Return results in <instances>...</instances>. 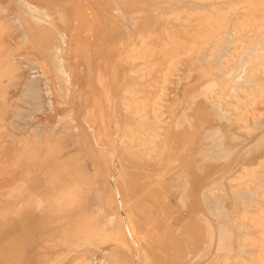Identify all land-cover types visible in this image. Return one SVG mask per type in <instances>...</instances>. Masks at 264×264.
Masks as SVG:
<instances>
[{
  "label": "rangeland",
  "instance_id": "374dc122",
  "mask_svg": "<svg viewBox=\"0 0 264 264\" xmlns=\"http://www.w3.org/2000/svg\"><path fill=\"white\" fill-rule=\"evenodd\" d=\"M83 1L0 0V264H264V0Z\"/></svg>",
  "mask_w": 264,
  "mask_h": 264
},
{
  "label": "crops",
  "instance_id": "0c3cea01",
  "mask_svg": "<svg viewBox=\"0 0 264 264\" xmlns=\"http://www.w3.org/2000/svg\"><path fill=\"white\" fill-rule=\"evenodd\" d=\"M44 6V5H43ZM77 10L82 11L84 14V19L89 22V26L87 30L89 31V34H87V41L86 44L89 52L86 56H79V53H77L76 50H74V46H76V42L78 39L84 37V36H76L75 30H76V23H74L72 20L75 18V13ZM65 14L67 18L71 21L68 22L65 33L67 36V64L70 66L69 69L72 70H86V69H94V68H85L82 67L85 62L88 60L89 53L91 52V48L94 46V37H95V30H96V24L94 21V14L93 10L90 8V5L85 3L83 0H69L68 6L65 9ZM12 37V36H11ZM82 54L84 51L81 52ZM81 54V55H82ZM91 64V63H90Z\"/></svg>",
  "mask_w": 264,
  "mask_h": 264
},
{
  "label": "bare ground",
  "instance_id": "6f19581e",
  "mask_svg": "<svg viewBox=\"0 0 264 264\" xmlns=\"http://www.w3.org/2000/svg\"><path fill=\"white\" fill-rule=\"evenodd\" d=\"M127 2H128V1H127ZM118 3H119V2H118ZM120 3H121V2H120ZM121 4L124 5V3H121ZM121 4H120V5H121ZM115 5H116V3H115ZM111 6H112V5H111ZM117 6H118V5H117ZM124 6L126 7L127 5L125 4ZM121 7H122V5H121ZM123 8H124V7H123ZM115 9H116V8H115ZM123 11H124V10H123ZM116 13H117V12H116ZM130 18H131V17H130ZM230 34H231V33H230ZM117 69H118V68H117ZM62 70H63V69H62ZM62 74H63V73H62ZM65 78H66V77H65ZM63 79H64V78H63ZM200 91H201V90H200ZM200 91H199V92H200ZM194 92H195V91H194ZM202 93H203V92H202ZM112 96H113V95H112ZM112 98H113V97H112ZM219 104H220V103H219ZM203 110H204V109H203ZM203 114H205V113H203ZM217 115H218V114H217ZM183 118H184V117H183ZM168 126H169V125H168ZM203 127H204V126H203ZM200 128H201V127H200ZM205 133H206V132H205ZM99 141H100V140H99ZM260 142H261V141H260ZM250 144H251V143H250ZM240 148H241V147H240ZM112 149H113V148H112ZM117 156H118V155H117ZM167 158H168V157H167ZM116 159H117V158H116ZM118 160H120L119 157H118ZM118 162H119V161H118ZM169 163H170V162H169ZM246 163H247V162H246ZM238 165H239V164H238ZM166 166H168V165H166ZM120 167H121V166H120ZM120 167H119V168H120ZM119 168H118V169H119ZM163 168H164V167H163ZM116 170H117V169H116ZM122 170H124V169H122ZM263 172H264V171H263ZM120 173H121V172H120ZM123 173H124V172H123ZM167 173H168V171H167ZM116 174H117V173H116ZM171 177H172V176H171ZM172 179H173V178H172ZM160 180H161V179H160ZM163 181H164V180H163ZM110 182H111V181H110ZM233 183H234V182H233ZM111 184H112V182H111ZM115 185H116V184H115ZM112 187H113V189L116 190V187H117V186L114 187V185H112ZM209 188H210V187H209ZM214 189H215V188H214ZM167 190H168V189H167ZM245 190H246V189H245ZM116 192H117V190H116ZM168 192H169V191H168ZM247 193H248V192H247ZM207 194H208V193H207ZM236 194H237V193H236ZM168 195H169V194H168ZM236 196H237V195H236ZM180 197H181V196H180ZM216 197H217V196H216ZM238 197H239V196H238ZM202 199H203V198H202ZM210 199H211V198H210ZM230 199H231V198H230ZM117 202H118V201H117ZM120 202H121V201H120ZM231 203H232V202H231ZM168 206H169V205H168ZM125 210H126V209H125ZM125 210H124V211H125ZM128 210H130V209H128ZM218 210H219V209H218ZM202 211H203V210H202ZM223 212H224V211H223ZM125 213H126V212H125ZM122 215H123V214H122ZM124 215H125V214H124ZM241 215H242V214H241ZM226 216H227V215H226ZM126 218H127V217H126ZM109 221H111V219H110ZM132 222H133V221H132ZM108 223H109V222H108ZM112 223H113V222H112ZM126 223H127V222H126ZM126 223H125V224H126ZM129 223H130V222H129ZM133 224H134V223H133ZM126 225H127V224H126ZM128 226H130V225H128ZM127 228H128V227H127ZM130 228H133V227H130ZM180 229H181V228H180ZM128 230H129V229H128ZM128 232H129V231H128ZM207 232H208V231H207ZM209 232H210V231H209ZM204 235H205V232H204ZM211 235H212V234H211ZM213 238H214V237H213ZM210 239H212V238H210ZM208 241H209V240H208ZM209 248H210V247H209ZM204 249H205V248H204ZM206 249H207V248H206ZM206 249H205V250H206ZM203 251H204V250H203ZM202 253H204V252H202ZM134 264H135V263H134Z\"/></svg>",
  "mask_w": 264,
  "mask_h": 264
}]
</instances>
